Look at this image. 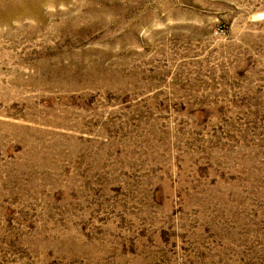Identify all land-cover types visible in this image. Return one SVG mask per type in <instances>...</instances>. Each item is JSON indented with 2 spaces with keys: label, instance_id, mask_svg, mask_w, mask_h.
I'll list each match as a JSON object with an SVG mask.
<instances>
[{
  "label": "rangeland",
  "instance_id": "obj_1",
  "mask_svg": "<svg viewBox=\"0 0 264 264\" xmlns=\"http://www.w3.org/2000/svg\"><path fill=\"white\" fill-rule=\"evenodd\" d=\"M0 264H264V0H0Z\"/></svg>",
  "mask_w": 264,
  "mask_h": 264
}]
</instances>
